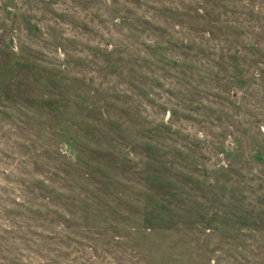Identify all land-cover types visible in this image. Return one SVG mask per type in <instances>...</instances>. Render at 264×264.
<instances>
[{
	"label": "rangeland",
	"instance_id": "obj_1",
	"mask_svg": "<svg viewBox=\"0 0 264 264\" xmlns=\"http://www.w3.org/2000/svg\"><path fill=\"white\" fill-rule=\"evenodd\" d=\"M0 264H264V0H0Z\"/></svg>",
	"mask_w": 264,
	"mask_h": 264
}]
</instances>
